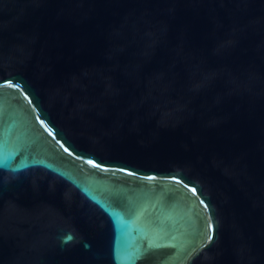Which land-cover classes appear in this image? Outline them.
I'll return each mask as SVG.
<instances>
[{
  "label": "water",
  "instance_id": "obj_1",
  "mask_svg": "<svg viewBox=\"0 0 264 264\" xmlns=\"http://www.w3.org/2000/svg\"><path fill=\"white\" fill-rule=\"evenodd\" d=\"M0 264H264V0H0Z\"/></svg>",
  "mask_w": 264,
  "mask_h": 264
},
{
  "label": "snow or ice",
  "instance_id": "obj_2",
  "mask_svg": "<svg viewBox=\"0 0 264 264\" xmlns=\"http://www.w3.org/2000/svg\"><path fill=\"white\" fill-rule=\"evenodd\" d=\"M89 163H92V161H89ZM96 166L99 167V165H96ZM193 191H195V189H193ZM69 239H71V237H69Z\"/></svg>",
  "mask_w": 264,
  "mask_h": 264
}]
</instances>
